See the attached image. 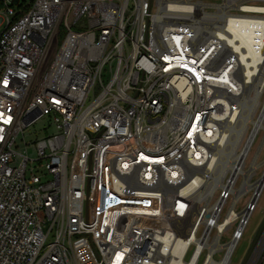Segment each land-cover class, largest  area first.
<instances>
[{
  "label": "built area",
  "instance_id": "obj_1",
  "mask_svg": "<svg viewBox=\"0 0 264 264\" xmlns=\"http://www.w3.org/2000/svg\"><path fill=\"white\" fill-rule=\"evenodd\" d=\"M3 2L0 264H231L264 185L237 211L241 168L213 188L207 164L243 54L264 62V0ZM46 117L33 158L21 135Z\"/></svg>",
  "mask_w": 264,
  "mask_h": 264
},
{
  "label": "bare ground",
  "instance_id": "obj_2",
  "mask_svg": "<svg viewBox=\"0 0 264 264\" xmlns=\"http://www.w3.org/2000/svg\"><path fill=\"white\" fill-rule=\"evenodd\" d=\"M261 22H264V17H261ZM246 23L249 24L250 22L246 21ZM248 51L249 53L252 52V48H248ZM243 56L246 77L244 80L245 92L238 98V106H240L241 110L239 111L238 109L230 113L231 119L227 124V130H229V132L226 137L223 136L222 140L216 144L207 164V168L210 172V184L213 188L218 185V183L222 182V177L227 170L232 171L241 168L240 172L247 175V179L244 182L242 189H237L236 187L233 189V193L235 194L251 187H254L259 192L264 185V177L254 183L249 181L253 169L259 167L261 164L260 162L254 159L251 171L244 168V160L246 154L251 149L254 137H256L255 135L260 129H264V100L261 105V113L258 117H253L254 109L260 105V97L261 94L264 93V62L261 65H256L245 59L249 56L248 54H243ZM250 121L254 125L253 133L239 152H236V149L242 140V135L247 130V123ZM257 198L258 195L256 194L254 200ZM230 219H232V215L230 216Z\"/></svg>",
  "mask_w": 264,
  "mask_h": 264
},
{
  "label": "rangeland",
  "instance_id": "obj_3",
  "mask_svg": "<svg viewBox=\"0 0 264 264\" xmlns=\"http://www.w3.org/2000/svg\"><path fill=\"white\" fill-rule=\"evenodd\" d=\"M12 1V2H11ZM34 0H9V2L11 3V5L16 6V2H20V3H25V5L27 4H31ZM5 24H1V20H0V33L1 31L4 29ZM66 35L65 31H61L60 35H59V41L62 42L64 40V37ZM51 56L49 57L50 60ZM264 98V95L262 96V99ZM260 108L257 110V112H255L253 117H257L258 113H259ZM248 127L247 130L245 131V134H243V141H246L248 138V134L251 132L252 127H253V123L252 122H248L247 123ZM55 132V128L54 126L51 124L50 120L46 117L43 118L41 120H38L34 125L28 127L26 129V131L24 132V135H21V140H25V142L27 144H22V146H20L21 150L24 151L25 154L30 155L31 157L35 158L36 157V149H35V144L45 138L46 136L52 134ZM242 148V146H241ZM254 159H256L258 162H260V166L253 169V172L251 173V181H257L259 180L263 174H264V129H262L259 134L257 135L252 148L247 156V160H246V168L248 170H252V162L254 161ZM249 178V181H250ZM47 177H43V180H46ZM247 179V175L241 176L239 178V181L236 185L237 189H242L243 188V184ZM254 188V187H251ZM244 193L243 198L240 200V202L237 204L236 206V210L237 211H241L246 203L250 200V198L253 196L254 193V189H250L247 188L244 191H242ZM239 193V192H238ZM233 202V197H230L229 200L227 201L225 207H224V212H223V216L226 215L228 209L230 208V206L232 205ZM264 219V187L263 190L261 192V195L259 197V200L257 202V207L256 209L252 212L251 217L249 219V223L247 224L243 237L242 239L239 241L237 248L233 254L232 257V262L231 264H242L251 245L252 242L259 230V227L261 226V223ZM236 227V224H234L228 231L227 233L224 235V237L222 238L223 242H228L231 238V235L234 231ZM221 255H217L216 258H220Z\"/></svg>",
  "mask_w": 264,
  "mask_h": 264
},
{
  "label": "water",
  "instance_id": "obj_4",
  "mask_svg": "<svg viewBox=\"0 0 264 264\" xmlns=\"http://www.w3.org/2000/svg\"><path fill=\"white\" fill-rule=\"evenodd\" d=\"M16 3H17V2H16ZM262 177H264V174H263ZM262 177H261V178H262ZM263 231H264V219H263V221H262V223H261V226L259 227V230H258V232H257V234H256V236H255V238H254V240H253V242H252V245H251V247H250V249H249V251H248V253H247V255H246V257H245V259H244V261H243L242 264H245V263H246L247 259H248L249 256L251 255V253H252V251H253L255 245L257 244L258 240L260 239V237H261Z\"/></svg>",
  "mask_w": 264,
  "mask_h": 264
},
{
  "label": "trees",
  "instance_id": "obj_5",
  "mask_svg": "<svg viewBox=\"0 0 264 264\" xmlns=\"http://www.w3.org/2000/svg\"><path fill=\"white\" fill-rule=\"evenodd\" d=\"M4 6H5V5H4L3 0H0V9L4 8ZM12 6H13V5H12ZM19 6H20L22 9H27V8L30 6V4L25 5V3H20Z\"/></svg>",
  "mask_w": 264,
  "mask_h": 264
}]
</instances>
